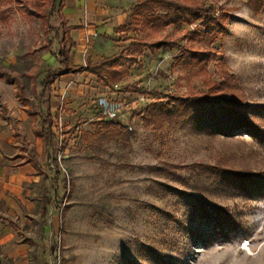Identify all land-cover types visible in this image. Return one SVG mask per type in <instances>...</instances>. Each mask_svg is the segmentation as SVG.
I'll use <instances>...</instances> for the list:
<instances>
[{
    "label": "rangeland",
    "instance_id": "1",
    "mask_svg": "<svg viewBox=\"0 0 264 264\" xmlns=\"http://www.w3.org/2000/svg\"><path fill=\"white\" fill-rule=\"evenodd\" d=\"M135 1L103 0L102 13ZM198 1L225 22L215 36L202 42L190 39L196 29L207 33L209 28L200 20L184 25L185 40L181 32L168 27L159 35L165 37L170 31L177 41L175 48L163 49L157 56L145 49L141 62L128 67L114 88L87 73L65 76L56 83L53 110L64 142L58 158L68 186L66 191L63 181L59 183L62 206L50 207L45 220L38 214L28 235L34 239L33 255L42 264H264V141L247 131L225 134L181 120L152 123L145 118L148 106L158 101L221 93L245 103L254 112L252 118L264 124V0ZM17 4H12L6 19L0 18V62L16 73L36 67L43 74L56 68L60 18L53 16L57 30L47 37L41 22ZM79 10L85 12V7ZM85 21L89 22L86 15L80 19ZM128 36L135 34L97 38L77 62L116 52L129 43ZM193 45L209 59L191 68L176 66V57ZM78 55L77 51L73 57ZM22 81L30 90L31 81L25 77ZM103 94L128 106L123 124L116 120L109 126L111 132L121 134L104 132L97 107ZM0 100L15 131L7 151L27 150L40 161L28 108L14 82L0 79ZM61 127L70 132L60 134ZM43 165L53 176L47 161ZM217 168L243 182L229 184ZM51 183L47 181L49 187ZM192 198L221 208V213L243 225L242 232H232L228 240L195 238L192 230L204 231L208 225L191 213Z\"/></svg>",
    "mask_w": 264,
    "mask_h": 264
},
{
    "label": "trees",
    "instance_id": "2",
    "mask_svg": "<svg viewBox=\"0 0 264 264\" xmlns=\"http://www.w3.org/2000/svg\"><path fill=\"white\" fill-rule=\"evenodd\" d=\"M14 2L19 3L17 6L23 10V13L33 16L41 22L47 37L50 36L52 31L57 30L52 25L53 16L57 15L61 20L62 33L59 30L56 31L57 37H61V46L57 52L60 66L56 70L49 71L44 76L41 83L42 91L38 94L40 99H44L43 104L46 107V111L45 116L37 123V126L41 127V130H38L37 133L43 137L45 143L43 160L47 161L48 168L54 171V175L51 178V187L43 186L39 198L40 219L45 220L49 215L50 207L53 205L62 206L63 197L60 198L57 191L59 183L63 181V187L66 191L68 186L67 178L62 173L58 158L64 142H61L60 135L54 129L55 117L51 112L49 102L50 93L56 80L64 74L79 73L86 70L94 74L97 80L105 86L114 88L125 78L128 67L130 68L141 62V55L144 54L145 49L149 50L153 56H157L163 49L173 50L175 48L177 41L169 35L171 32L169 31L165 37H161L159 35L160 31L172 27L173 31L181 32L185 28V24L200 20L209 28L207 33H201V30L196 29L191 33L190 39L202 42L200 39L213 36L218 28H224L225 22L214 17L212 15L214 10L206 8L198 0H138L131 7L127 22L116 29L117 33L135 34L134 37H127L129 43L119 46L118 52L114 55L105 56L97 62L89 59L86 64H74L71 61L70 54L71 50L76 46V42L70 35L72 26L68 25V21L62 12L66 1L28 0L23 3L20 0H0V18L6 19L8 10L14 8L12 5ZM199 34L205 36L202 37ZM180 36L182 40H185L188 38V33H182ZM50 44H53L52 40H50ZM179 45L182 48L184 47V44ZM196 48L193 45L190 48L186 47L183 49L182 53L176 57L175 65L184 64L186 68L195 67L198 63L203 65L210 55ZM0 77L6 78L8 81L17 82L22 96L28 94L24 90L22 77L29 78L33 80L32 93L36 94L37 92L39 83L37 81L38 75L35 73L22 76L16 75L0 62ZM146 111L145 118L152 123L163 121V119L164 121L181 120V122H190L198 125L205 131L225 134L247 131L255 138L264 141V124L258 123L255 118H252L251 114H254V112L251 111L250 107L233 97L224 96L221 93H198L190 95V97L175 96L168 102L158 101L149 105ZM102 120L106 128L105 133L121 134V131L114 129L115 132H111L110 130L109 126L118 123L116 120ZM69 132V130H62L64 135ZM97 133L99 135L102 134L100 131ZM208 171L212 172V169ZM216 172L219 176L229 180L228 183L234 181V185H238L243 182L239 179L234 180L225 170L217 168ZM51 189L54 190L53 195L51 194ZM189 207L192 214L199 215V218L208 225V229L204 231H197V228L192 230L193 236L197 239L203 241L228 240L233 237L231 236L232 232L240 233L243 230V225L238 224L236 221L233 222L227 214L221 213V208L206 204L203 200L192 198L189 201ZM2 263L0 258V264Z\"/></svg>",
    "mask_w": 264,
    "mask_h": 264
},
{
    "label": "crops",
    "instance_id": "3",
    "mask_svg": "<svg viewBox=\"0 0 264 264\" xmlns=\"http://www.w3.org/2000/svg\"><path fill=\"white\" fill-rule=\"evenodd\" d=\"M65 1L66 4L62 12L68 21V25L72 26L70 35L76 42V46L71 50L70 54L71 61L74 64H86L89 59L97 62L105 56H112L118 52L117 50L112 54H103L101 58L96 60L89 55L84 62H77V59L81 57L83 51L89 49L97 38L104 41V39L106 40V36L115 38V36L120 34L117 33L116 29L127 22L131 7L134 4L132 5V3H128V5H123V7L117 10L110 8L107 10L108 13L103 15L102 8L105 5L102 2L103 0ZM137 1L138 0H136L135 3ZM87 5L88 10L86 9ZM81 7H85V12L79 10ZM85 15L88 17L89 22H80V19ZM106 18H108L107 23L103 21ZM75 31L77 32V36H75ZM97 48L104 49V47L102 48L101 46H97ZM77 51L79 54L78 58H74L73 54ZM59 66L60 62L58 59V66L49 69L43 74L39 73L36 67L23 73H16L11 70L16 75L20 76L31 73L38 75L37 81L39 85L36 94L32 93L33 80L29 78L27 79L31 81L30 90H26L23 86L24 90L28 92L26 96L20 94L17 82H9H14L16 84L18 95L23 98V101L26 104L25 108H28V114L32 121L31 137L36 141V155L40 161L30 157L27 150H19L15 154H11L7 151L6 147L14 139L15 131L12 127V119L5 116L4 110H6V106L0 100V258L2 259V264H42V260L33 255L32 246H34V239L28 237L30 231L34 230L35 220L38 217V214L40 218L39 198L42 188L45 185L49 187L47 181L51 180L53 177H49L44 170L43 163L45 161L43 160V154L45 143L43 137L37 133L38 130H41V127L37 126V123L45 116L46 111V107L43 104L44 99H40L38 94L42 91L41 83L44 76L49 71L58 69ZM82 73L95 76L86 70L79 73H67L59 77L53 85L49 102L51 112L55 117L54 129L57 133L58 115L55 114L53 110V93L55 85L65 76H75ZM0 79L6 78L0 77ZM31 96L34 97L31 99ZM8 108L10 109V107ZM60 108L65 112L63 104H61ZM61 130H64L63 127H61Z\"/></svg>",
    "mask_w": 264,
    "mask_h": 264
},
{
    "label": "built area",
    "instance_id": "4",
    "mask_svg": "<svg viewBox=\"0 0 264 264\" xmlns=\"http://www.w3.org/2000/svg\"><path fill=\"white\" fill-rule=\"evenodd\" d=\"M97 107L101 119L119 120L122 124L125 121L122 118H125V111L128 106L122 99L111 98L103 94L98 97ZM60 134H63L62 130Z\"/></svg>",
    "mask_w": 264,
    "mask_h": 264
}]
</instances>
